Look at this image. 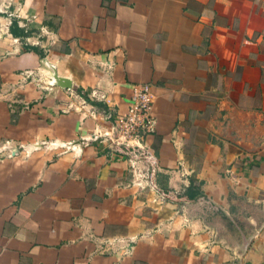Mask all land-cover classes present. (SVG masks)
<instances>
[{
  "label": "crops",
  "instance_id": "crops-1",
  "mask_svg": "<svg viewBox=\"0 0 264 264\" xmlns=\"http://www.w3.org/2000/svg\"><path fill=\"white\" fill-rule=\"evenodd\" d=\"M2 10L0 264H264V0ZM13 19L72 89L47 85ZM137 85L157 121L145 158L92 138Z\"/></svg>",
  "mask_w": 264,
  "mask_h": 264
},
{
  "label": "built area",
  "instance_id": "built-area-1",
  "mask_svg": "<svg viewBox=\"0 0 264 264\" xmlns=\"http://www.w3.org/2000/svg\"><path fill=\"white\" fill-rule=\"evenodd\" d=\"M92 95L98 96L95 92ZM156 129L157 121L152 114L150 88L146 85H137L132 88L127 112L118 119L116 125L104 132H94L92 138L104 142L111 148L133 149L141 147L143 137L154 134ZM262 150L264 152V145ZM5 151H11L7 144L0 148V152Z\"/></svg>",
  "mask_w": 264,
  "mask_h": 264
},
{
  "label": "water",
  "instance_id": "water-1",
  "mask_svg": "<svg viewBox=\"0 0 264 264\" xmlns=\"http://www.w3.org/2000/svg\"><path fill=\"white\" fill-rule=\"evenodd\" d=\"M42 66H43V70H44V76L47 79V85L49 87H59L60 89L66 90V89H72V84L71 81L68 78H63L58 76L57 71H56V67L54 64L48 62L46 59H42L41 60ZM55 147H60V148H72L75 150H78L77 145L78 143H71L69 145L66 144H60L55 142L53 144ZM39 147V146H38ZM223 213L227 215L226 212L223 211ZM260 232V229L255 231L253 235H251L250 237L247 238L242 250L244 251L248 244L250 243V241L256 237Z\"/></svg>",
  "mask_w": 264,
  "mask_h": 264
},
{
  "label": "trees",
  "instance_id": "trees-1",
  "mask_svg": "<svg viewBox=\"0 0 264 264\" xmlns=\"http://www.w3.org/2000/svg\"><path fill=\"white\" fill-rule=\"evenodd\" d=\"M9 33L14 38H17V39H19V41H21V43H22L21 49H20L21 53L22 52H34V53L38 54L41 57V59L44 58L43 57V54L40 53L39 50H37V49H35L33 47L28 46L27 43L24 42L25 39L29 36V31H26L25 29L19 27L17 20L13 19L11 21V24H10V27H9ZM84 97H86V96H84ZM86 100L89 101L87 97H86ZM91 103L94 106L98 105L95 102H91ZM117 151H118V153H122V152H124V153H130L131 152V153H133V155H138V156H141L143 158L148 157L150 155V153H147V152H145L143 150H140L138 148H133V149L122 148V149H119ZM188 191L190 193H193V196L196 195V193L194 192V190L192 191L191 189H189ZM189 199H191V196L189 197ZM167 200H170V201H178V202L181 201V200H176L174 198H168V197H167Z\"/></svg>",
  "mask_w": 264,
  "mask_h": 264
},
{
  "label": "rangeland",
  "instance_id": "rangeland-1",
  "mask_svg": "<svg viewBox=\"0 0 264 264\" xmlns=\"http://www.w3.org/2000/svg\"><path fill=\"white\" fill-rule=\"evenodd\" d=\"M2 15L6 16V14L4 13V10H2V11L0 12V16H2Z\"/></svg>",
  "mask_w": 264,
  "mask_h": 264
}]
</instances>
